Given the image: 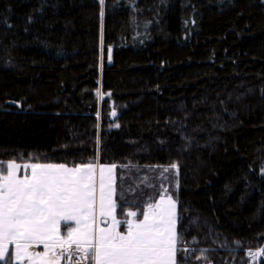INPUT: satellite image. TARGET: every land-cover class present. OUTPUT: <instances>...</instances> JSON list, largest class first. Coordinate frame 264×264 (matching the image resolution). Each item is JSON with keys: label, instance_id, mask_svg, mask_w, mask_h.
Returning <instances> with one entry per match:
<instances>
[{"label": "trees", "instance_id": "obj_1", "mask_svg": "<svg viewBox=\"0 0 264 264\" xmlns=\"http://www.w3.org/2000/svg\"><path fill=\"white\" fill-rule=\"evenodd\" d=\"M97 157L116 165L120 209L146 207L137 187L178 166L177 264H251L264 0H0V164Z\"/></svg>", "mask_w": 264, "mask_h": 264}, {"label": "snow or ice", "instance_id": "obj_2", "mask_svg": "<svg viewBox=\"0 0 264 264\" xmlns=\"http://www.w3.org/2000/svg\"><path fill=\"white\" fill-rule=\"evenodd\" d=\"M100 3L103 6L104 0ZM22 167L23 174L14 161L0 164V261L4 264L13 260L15 264H61L64 259L68 264L73 260L77 264L85 260L177 264L176 202L171 196L162 194L158 202L149 203L140 213L142 219L136 211H128L122 221L117 218L116 165L30 163ZM170 168L178 166L165 167L163 173ZM39 246L42 252L33 251Z\"/></svg>", "mask_w": 264, "mask_h": 264}, {"label": "rangeland", "instance_id": "obj_3", "mask_svg": "<svg viewBox=\"0 0 264 264\" xmlns=\"http://www.w3.org/2000/svg\"><path fill=\"white\" fill-rule=\"evenodd\" d=\"M109 116H111V114H109ZM18 164V163H17ZM96 165H101V166H110L108 164H104V163H100L99 162V158L97 157L95 163ZM21 165V174H23V165L24 164H18ZM113 175L115 177V188H116V172L114 169ZM175 171H173V169L170 168V170L166 173H163V170H161L159 172V169H157L156 173L151 177V178H147V181L145 183H143V187H137V192L139 193L138 196H141V193L143 194L145 190H152L153 194L150 195V193L148 194V199L146 200V205H148L149 203H154V202H158L160 196L163 194L165 196H171L172 199L176 202V216H177V224H176V232H177V228H178V203H177V180L175 178ZM151 181V182H150ZM131 187V186H130ZM171 187V188H169ZM140 188L143 190H140ZM136 192V193H137ZM115 199L117 201V192L115 194ZM118 204V201H117ZM147 207V206H146ZM146 207H144L143 209H131V208H126V209H120L119 205L117 207V218L120 220H125L128 217L126 216V213L128 211H136L138 213V219H142V216H140V213L146 209ZM121 230H124V225H121ZM61 231L64 232L65 228L62 225ZM178 236V233H177ZM178 249V248H177ZM262 249H260L259 251H255V252H251L248 251L247 253V258L250 261L251 264H259L258 262L261 259V251ZM9 251L12 252L13 251V246L9 247ZM33 251H37V252H42L43 251V246H39L33 249ZM250 252V253H249ZM255 257V259H254ZM176 259H177V251H176ZM2 263H4L3 261H0ZM12 264H15V261H12ZM25 264H27V262H25ZM61 264H68L67 259H64L61 261ZM72 264H77V261L73 260ZM80 264H92V262L90 260H85L80 262Z\"/></svg>", "mask_w": 264, "mask_h": 264}, {"label": "water", "instance_id": "obj_4", "mask_svg": "<svg viewBox=\"0 0 264 264\" xmlns=\"http://www.w3.org/2000/svg\"><path fill=\"white\" fill-rule=\"evenodd\" d=\"M109 59V58H108ZM111 60V59H110ZM109 60V61H110ZM113 113H115L114 111L111 113V121H114L115 115H113Z\"/></svg>", "mask_w": 264, "mask_h": 264}, {"label": "built area", "instance_id": "obj_5", "mask_svg": "<svg viewBox=\"0 0 264 264\" xmlns=\"http://www.w3.org/2000/svg\"><path fill=\"white\" fill-rule=\"evenodd\" d=\"M254 259H255V257H254Z\"/></svg>", "mask_w": 264, "mask_h": 264}, {"label": "bare ground", "instance_id": "obj_6", "mask_svg": "<svg viewBox=\"0 0 264 264\" xmlns=\"http://www.w3.org/2000/svg\"><path fill=\"white\" fill-rule=\"evenodd\" d=\"M250 253V252H249Z\"/></svg>", "mask_w": 264, "mask_h": 264}]
</instances>
